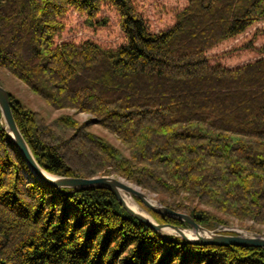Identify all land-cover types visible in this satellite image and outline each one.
<instances>
[{
    "label": "trees",
    "instance_id": "16d2710c",
    "mask_svg": "<svg viewBox=\"0 0 264 264\" xmlns=\"http://www.w3.org/2000/svg\"><path fill=\"white\" fill-rule=\"evenodd\" d=\"M104 4L123 43L61 38L71 10L106 24ZM263 20L264 0H187L156 30L136 0H0V67L52 106L90 113L49 120L7 90L16 122L51 174L121 176L200 224H264V45L248 43L259 57L234 66L209 54ZM0 264H264V247L196 244L136 218L106 187L38 180L0 108Z\"/></svg>",
    "mask_w": 264,
    "mask_h": 264
},
{
    "label": "rangeland",
    "instance_id": "374dc122",
    "mask_svg": "<svg viewBox=\"0 0 264 264\" xmlns=\"http://www.w3.org/2000/svg\"><path fill=\"white\" fill-rule=\"evenodd\" d=\"M136 2L148 19L151 27L156 30L172 24L175 20L176 13L186 5L187 0H136ZM101 17L107 18L106 24H99L98 22L90 24L88 20H86L85 14L76 10H71L66 16L67 28L61 35V38H68L74 41L92 38L107 46H117L123 43L125 41V36L119 27V15L115 9L109 4H104ZM248 43L255 44V46L258 47L264 45V20L255 23L246 32L220 43L210 50L209 54H218V59H221L229 66L245 63L259 57L257 51L250 47H246ZM0 84L13 93L29 108L41 112L49 120L63 114H73L78 120L84 121L90 117V113L87 112L75 113V110L71 108H56L52 106L44 100L40 94L32 90L24 81L2 67H0ZM88 128L91 132L97 133L119 147L125 155H129L130 150L128 145L122 142L115 133L111 132L103 125L91 123ZM109 176L118 177L123 180V182L133 187H139L147 196H150L154 201H158L155 193L142 189L136 183L130 182L118 175L111 174ZM137 190L139 189L137 188ZM134 198L142 209L151 214V209L141 199L136 196H134ZM222 216L228 220L227 223H207L203 225L208 229L216 230L220 233H241L264 236V224H257L248 220L241 221L229 215ZM183 228H186L188 231L193 230L190 226ZM163 233L178 236L176 231L170 229L163 231Z\"/></svg>",
    "mask_w": 264,
    "mask_h": 264
},
{
    "label": "water",
    "instance_id": "95a60500",
    "mask_svg": "<svg viewBox=\"0 0 264 264\" xmlns=\"http://www.w3.org/2000/svg\"><path fill=\"white\" fill-rule=\"evenodd\" d=\"M0 108L5 121V128L12 137L18 148L20 149L25 160L29 164L31 170L35 173L36 178L42 182L49 183L57 188H72L79 190L92 186H101L110 189L117 197L119 202L126 208L128 212L136 218L145 222L155 230L163 232L167 229L176 231L178 236L183 237L186 241L202 245H245L264 247V236L262 235H246V234H226L216 230L208 229L203 224L198 223L191 215L186 212L174 210L159 201L150 202L146 193L137 190L133 186L124 183L120 178L109 175H100L93 177H74V176H59L51 174L43 169L35 159L28 142L24 138L13 113L9 94L6 88L0 84ZM124 190L133 196L141 199L150 209L156 213L169 215L185 221L193 228L192 235H188L186 228L168 224L159 223L154 218L134 210L126 200L122 197L120 190Z\"/></svg>",
    "mask_w": 264,
    "mask_h": 264
},
{
    "label": "bare ground",
    "instance_id": "6f19581e",
    "mask_svg": "<svg viewBox=\"0 0 264 264\" xmlns=\"http://www.w3.org/2000/svg\"><path fill=\"white\" fill-rule=\"evenodd\" d=\"M123 181V180H122ZM125 183V182H124ZM127 184V183H126ZM128 185H130V184H128ZM130 186H132V185H130ZM134 188H136V187H134ZM139 190H141L139 187H137ZM136 188V189H137ZM120 192H121V194H122V197L126 200V202L128 203V205H130L134 210H136V211H138V212H140V213H142V214H144V215H146V216H148L149 218H151V219H153V217L151 216V214H149L147 211H145L144 209H142L139 205H138V203H137V201L135 200V198H134V196L132 195V194H130V193H128V192H126V191H124V190H120ZM148 197V199L150 200V202H154L155 203V201L150 197V196H147ZM193 234V232L192 231H188V235H192Z\"/></svg>",
    "mask_w": 264,
    "mask_h": 264
}]
</instances>
